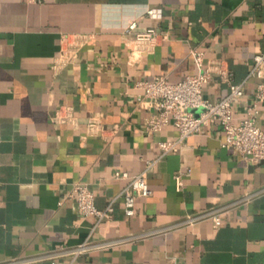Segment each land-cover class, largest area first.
I'll list each match as a JSON object with an SVG mask.
<instances>
[{"label":"crops","instance_id":"1","mask_svg":"<svg viewBox=\"0 0 264 264\" xmlns=\"http://www.w3.org/2000/svg\"><path fill=\"white\" fill-rule=\"evenodd\" d=\"M146 9L160 10V19ZM132 20L139 31L155 26L167 38L149 54L132 55ZM63 35L81 46L56 70ZM192 49L205 61H224L242 82L264 53V0H0V264H65V255L42 256L83 243L95 224L80 220L66 198L73 185H88L104 210L128 183L116 173L135 176L154 162L146 174L150 196L136 201L133 217L117 198L111 218L92 234L111 245L79 264H264V161L251 165L224 149L216 126L164 156L159 144L176 141L177 128L146 133L153 111L142 104L139 83L196 74ZM254 83L235 106V123L254 103ZM227 93L218 79L204 87L211 101ZM258 109L264 129V103ZM57 112L75 121L57 122ZM247 194L252 198L238 203ZM222 207L219 228L211 219L184 222ZM131 235L138 238L119 241Z\"/></svg>","mask_w":264,"mask_h":264},{"label":"built area","instance_id":"2","mask_svg":"<svg viewBox=\"0 0 264 264\" xmlns=\"http://www.w3.org/2000/svg\"><path fill=\"white\" fill-rule=\"evenodd\" d=\"M30 3H43L47 0H28ZM148 18L158 20L161 11L156 9H146ZM126 33L134 35V50L132 55L149 54L160 45L167 37L159 32L157 27H147L139 31V24L132 20L128 23ZM81 42L72 35H63L61 38L60 53L55 62V69H63L73 61L74 55L78 52ZM198 72L194 75H187L177 83H171L165 76L139 83L144 90L142 104L153 111L152 118L146 122L145 130L147 134L160 132L164 127L174 125L179 136L176 141H162L159 144L161 156L177 152L179 147L191 136L199 133L204 127L216 126L224 133L222 147L227 150L237 152L246 162L257 165L264 161V129L258 127L256 120L259 115L258 106L264 103V53L254 57V61L242 82H235L231 71L222 60L205 61L202 51L192 49L190 52ZM215 79L225 83L228 93L223 98L211 101L204 97V87ZM254 83V103L248 108L247 116L238 123L234 122L235 106L246 94L248 83ZM55 120L57 122H73L75 119L62 117L57 112ZM91 132L97 133L100 128L97 121L89 123ZM149 163L142 173L129 176L127 173H116V179H126V187L120 192L117 198L123 200L124 211L127 217L136 215V201L139 198L148 197L151 191L146 183V174L154 166ZM188 174V173H187ZM183 173L179 172L174 176L176 189L180 191L183 187ZM73 200L77 207L80 220L95 218L91 234L83 243L68 250H59L42 256L49 260H54L60 256H66L65 264H79L78 259L92 251L109 247L110 243H96L92 240V234L99 224L111 218L114 211L113 199L104 210H99L95 206V198L88 185L75 183L66 196ZM252 195H244L238 203L247 202ZM62 201L60 202V205ZM225 207L212 208L195 215H190L184 221L193 223L211 219L214 228L222 226V213ZM138 238L131 235L121 241H132ZM113 244V243H112ZM37 257L36 259H40ZM35 260V259H34ZM24 261L13 260L5 264H19Z\"/></svg>","mask_w":264,"mask_h":264}]
</instances>
